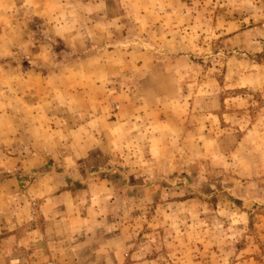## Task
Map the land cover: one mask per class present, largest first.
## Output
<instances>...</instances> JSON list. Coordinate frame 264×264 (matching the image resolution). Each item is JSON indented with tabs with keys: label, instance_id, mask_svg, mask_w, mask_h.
I'll list each match as a JSON object with an SVG mask.
<instances>
[{
	"label": "rangeland",
	"instance_id": "obj_1",
	"mask_svg": "<svg viewBox=\"0 0 264 264\" xmlns=\"http://www.w3.org/2000/svg\"><path fill=\"white\" fill-rule=\"evenodd\" d=\"M19 1L0 0V89L21 78L38 81L39 71L51 81L59 70L90 67L96 73L109 61L130 72L145 64L180 70L189 99L239 101L222 125L207 106L205 136L168 139L143 132L127 139L125 170L105 176L148 183L122 182L117 191L125 196L127 220L159 249L171 247L173 264H196L197 246L206 248V264H264L256 253L250 261L253 254L245 249L249 241L261 242L264 206L251 209L250 219L242 217L255 189L248 183L246 147L262 142L243 134L253 125L264 127V0H106L107 6L105 0ZM143 47L152 53L144 55ZM78 76L84 81L86 75ZM221 126L239 134L223 135L215 130ZM230 207L236 219H230ZM231 225L238 228L232 237L216 231ZM258 252L264 256V244Z\"/></svg>",
	"mask_w": 264,
	"mask_h": 264
},
{
	"label": "crops",
	"instance_id": "obj_2",
	"mask_svg": "<svg viewBox=\"0 0 264 264\" xmlns=\"http://www.w3.org/2000/svg\"><path fill=\"white\" fill-rule=\"evenodd\" d=\"M29 2L34 1L20 0L18 5ZM143 48L144 55L152 53ZM112 53L105 52V57ZM152 66L130 72L119 62L105 61L96 73L90 67L59 70L51 81L52 76L39 71L33 78L38 81L21 78L0 89V105L5 106L0 112V264L175 263L172 248L159 249L153 240L143 239L123 210L125 196L117 187L126 181L148 183L141 177L108 178L105 172L125 170L121 161L127 139L143 132L168 139L205 136L207 106L222 125L239 101L189 99L178 80L180 70ZM79 73L86 75L84 81L78 80ZM261 117L264 121V113ZM218 129L223 135L239 134ZM243 135L262 140L246 147L252 167L248 183L255 189L245 199L248 210L242 217L250 219L251 209L264 206V127L253 125ZM230 209V219H236L238 213ZM260 221L261 242L254 238L245 248L253 254L250 261L257 258L255 253L264 257L258 252L264 244V212ZM219 230L232 237L238 228ZM197 247L196 264H206V248Z\"/></svg>",
	"mask_w": 264,
	"mask_h": 264
}]
</instances>
